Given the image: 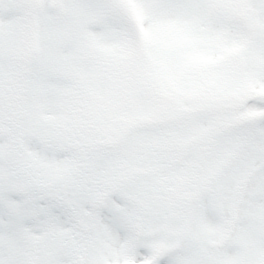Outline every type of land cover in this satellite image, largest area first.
Here are the masks:
<instances>
[{"label": "snow or ice", "instance_id": "6c2138e0", "mask_svg": "<svg viewBox=\"0 0 264 264\" xmlns=\"http://www.w3.org/2000/svg\"><path fill=\"white\" fill-rule=\"evenodd\" d=\"M0 264H264V0H0Z\"/></svg>", "mask_w": 264, "mask_h": 264}]
</instances>
